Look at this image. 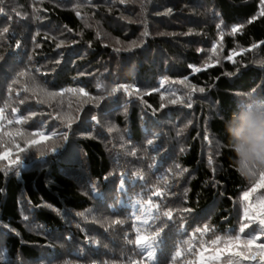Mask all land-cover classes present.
Wrapping results in <instances>:
<instances>
[{"label":"trees","instance_id":"trees-1","mask_svg":"<svg viewBox=\"0 0 264 264\" xmlns=\"http://www.w3.org/2000/svg\"><path fill=\"white\" fill-rule=\"evenodd\" d=\"M259 5L0 0V153L15 157L17 145L27 148L18 163L0 160V264H130L146 252L150 264H176V253L204 224L212 229L208 241L239 234L242 193L264 172L239 173L223 117L238 94L264 91V17L248 23ZM134 60L138 74L126 77L122 68ZM124 84L131 96L122 88L109 95ZM192 86L205 92L193 93L189 109ZM32 140L40 143L29 147ZM176 165L188 171L174 177ZM162 176L175 195L156 199L161 206L146 212ZM261 201L264 188L252 193L254 205ZM184 208L194 212L181 218ZM137 228L159 237L137 246ZM253 232L261 235L250 224L241 239Z\"/></svg>","mask_w":264,"mask_h":264},{"label":"snow or ice","instance_id":"snow-or-ice-1","mask_svg":"<svg viewBox=\"0 0 264 264\" xmlns=\"http://www.w3.org/2000/svg\"><path fill=\"white\" fill-rule=\"evenodd\" d=\"M259 12L252 16L251 19L248 21V23H252L256 21L259 17H264V0H260L259 5ZM4 10L0 8V12H3ZM172 9H167L168 13H171ZM219 28L220 25H217ZM241 28L240 25L233 26L232 33L235 34L239 29ZM4 32H8V29L5 28L3 30ZM144 35H148L147 29L144 32ZM261 45H264V41L260 42ZM133 46H135V42H133ZM19 47V45H17ZM253 49L257 47V44L253 43L251 45ZM116 52H119L120 49H115ZM235 51V49H233ZM3 57H0V60H2ZM228 60H232V56L228 57ZM218 62V61H217ZM260 64H264V60L259 61ZM196 72H199L200 69L196 68ZM239 71V70H238ZM27 75V70H21L17 73V79L19 77H24ZM229 76L232 75V73H228ZM187 79V78H185ZM16 81H14L15 83ZM161 85H163V81L160 82ZM183 83V81H181ZM130 85H117L112 89V92L109 93L111 96L113 93L117 92L119 89H123L125 93H127L129 96L132 95L130 92ZM9 91H11V88H9ZM71 91H79L83 92V89L78 90H71ZM153 91H159V89H153ZM199 92L204 93L205 88L199 87L196 88L195 86H192L191 90L187 92L186 99H187V108L191 109L193 107L192 104V98L193 93ZM49 96L56 95L55 93H48ZM161 97L163 99V93H161ZM103 99V97L99 98ZM171 104L175 105L177 104V100H171ZM183 103V101H181ZM96 107H99V103L97 102ZM151 107V106H148ZM165 105L161 104V108H164ZM152 111L156 112L155 109H152ZM4 109H0V120H3L5 117L3 115ZM96 123H100V121L97 119V117L93 116L91 117ZM72 127V120L71 118H68V128L71 129ZM112 128H109V131H112ZM67 138V135H63V140ZM41 139H46L45 137H41ZM39 140H32L30 142V145H37L39 144ZM149 144L153 143L152 140L148 141ZM123 146V145H122ZM17 148L19 149V152L13 157V154L11 152H2L0 153V160H7L9 165H13L15 163H18L21 159V153H23L27 148H21L20 145H17ZM56 148H52L51 151H55ZM146 151V150H145ZM44 153H41L43 155ZM130 155H137V152L133 150ZM153 161H155V157L152 158ZM208 163L212 164V158L211 156L208 159ZM153 165L155 164L152 163ZM176 168L178 171L173 173L174 177H182L185 172H187V169H180L179 165H176ZM168 172H172V169L169 168ZM137 175L143 177L139 173ZM161 179L164 180V184L159 187L156 190L153 191L152 198L150 197L146 204H145V210L146 212L149 209L155 210L161 206L160 203H156V199L160 198H167V196H174L175 192L172 191L173 184L169 182L166 177L162 176ZM178 183V180H177ZM258 188H264V173H261V179L258 184H256L254 187H252L248 191H243L242 193V202H243V218L242 222L239 224L238 233L235 236H227L225 238H222L221 236L217 235L214 239H211V241H208L204 239L207 234L212 231L210 226L208 224H204L202 228H196L194 231H192L190 239L187 241V244L183 249L178 251L176 253L175 261L176 264H243V262H257V264H264V244H258L257 239H264V201H261L259 204H253L252 203V193L256 192ZM187 191V189H185ZM194 212V209L192 208H184L182 210H178V216L181 218H184V213L191 214ZM165 215L172 219L174 218V213L172 209H168L165 211ZM139 222V221H138ZM149 221H145V223H148ZM114 224L121 225L124 223L122 220H116L113 222ZM250 224L257 225V228L259 230V233L261 234L259 237L258 235L253 232V234H250L247 236L246 239L242 240L241 235L245 233L246 229L249 228ZM111 226V225H109ZM185 226H187V221L185 220ZM136 239L135 244L137 246H147L149 245L153 240L157 239L159 237V232L153 231L148 232L146 228H137L136 229ZM143 260H131L130 264H150V261L152 259L151 253L146 252ZM259 256V260L257 261V257ZM191 257V258H188Z\"/></svg>","mask_w":264,"mask_h":264},{"label":"clouds","instance_id":"clouds-1","mask_svg":"<svg viewBox=\"0 0 264 264\" xmlns=\"http://www.w3.org/2000/svg\"><path fill=\"white\" fill-rule=\"evenodd\" d=\"M138 62L123 66L126 77L138 74ZM236 107L223 117L228 144L239 173L252 178L264 172V91L251 89L238 94Z\"/></svg>","mask_w":264,"mask_h":264}]
</instances>
